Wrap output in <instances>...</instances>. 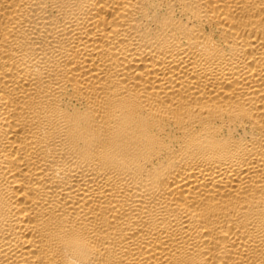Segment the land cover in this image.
<instances>
[{
  "label": "bare ground",
  "instance_id": "1",
  "mask_svg": "<svg viewBox=\"0 0 264 264\" xmlns=\"http://www.w3.org/2000/svg\"><path fill=\"white\" fill-rule=\"evenodd\" d=\"M0 264H264V0H0Z\"/></svg>",
  "mask_w": 264,
  "mask_h": 264
}]
</instances>
